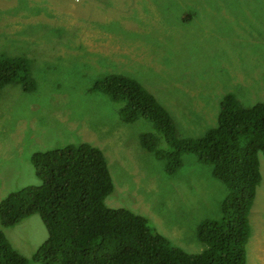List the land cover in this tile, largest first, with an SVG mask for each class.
<instances>
[{
  "label": "rangeland",
  "instance_id": "rangeland-1",
  "mask_svg": "<svg viewBox=\"0 0 264 264\" xmlns=\"http://www.w3.org/2000/svg\"><path fill=\"white\" fill-rule=\"evenodd\" d=\"M1 55L27 58L36 84L0 89V203L41 185L35 153L88 143L113 179L107 207L144 216L190 254L206 250L199 227L222 218L227 186L188 152L169 173L144 147L143 135L163 137L155 125L125 122L123 104L93 87L131 77L167 109L179 139L204 136L226 95L245 109L264 103V0H0ZM259 160L247 264H264L263 153ZM0 231L29 264H42L34 255L49 234L38 214L13 227L0 220Z\"/></svg>",
  "mask_w": 264,
  "mask_h": 264
},
{
  "label": "trees",
  "instance_id": "trees-1",
  "mask_svg": "<svg viewBox=\"0 0 264 264\" xmlns=\"http://www.w3.org/2000/svg\"><path fill=\"white\" fill-rule=\"evenodd\" d=\"M12 82L26 92L36 84L27 58L1 55L0 89ZM93 90L123 104L125 122L146 118L155 125L163 137L158 142L153 135H143L144 147L165 161L169 173L181 166L184 152L213 166V175L227 186L228 194L222 218L199 227L198 238L206 250L190 254L155 233L144 216L107 207L113 179L103 151L88 143L35 153L32 162L42 183L0 203L2 224L13 227L38 214L49 234L34 255L42 264H247L250 215L262 182L264 103L245 109L228 94L216 127L200 138L181 140L170 113L137 80L113 74ZM163 143L170 149L162 148ZM0 264H29L1 231Z\"/></svg>",
  "mask_w": 264,
  "mask_h": 264
}]
</instances>
